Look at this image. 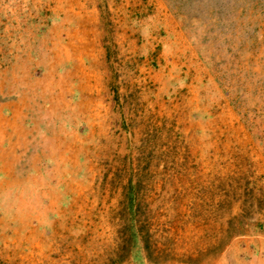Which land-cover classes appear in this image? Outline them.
Returning a JSON list of instances; mask_svg holds the SVG:
<instances>
[{
	"label": "rangeland",
	"instance_id": "rangeland-1",
	"mask_svg": "<svg viewBox=\"0 0 264 264\" xmlns=\"http://www.w3.org/2000/svg\"><path fill=\"white\" fill-rule=\"evenodd\" d=\"M0 264H264V0H0Z\"/></svg>",
	"mask_w": 264,
	"mask_h": 264
}]
</instances>
